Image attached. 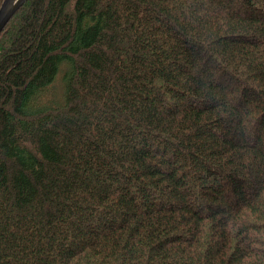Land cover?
Masks as SVG:
<instances>
[{"label":"trees","instance_id":"16d2710c","mask_svg":"<svg viewBox=\"0 0 264 264\" xmlns=\"http://www.w3.org/2000/svg\"><path fill=\"white\" fill-rule=\"evenodd\" d=\"M0 264H264V0H27L0 35Z\"/></svg>","mask_w":264,"mask_h":264},{"label":"water","instance_id":"95a60500","mask_svg":"<svg viewBox=\"0 0 264 264\" xmlns=\"http://www.w3.org/2000/svg\"><path fill=\"white\" fill-rule=\"evenodd\" d=\"M27 0H3L0 7V35L14 14Z\"/></svg>","mask_w":264,"mask_h":264},{"label":"rangeland","instance_id":"374dc122","mask_svg":"<svg viewBox=\"0 0 264 264\" xmlns=\"http://www.w3.org/2000/svg\"><path fill=\"white\" fill-rule=\"evenodd\" d=\"M64 71L65 69L62 68L61 69L62 76H59L57 80L47 89L45 100H47L48 98L50 101H55V103L62 100L64 94V82H63Z\"/></svg>","mask_w":264,"mask_h":264}]
</instances>
